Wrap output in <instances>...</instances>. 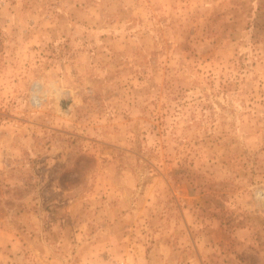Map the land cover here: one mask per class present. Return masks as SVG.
I'll use <instances>...</instances> for the list:
<instances>
[{
	"label": "rangeland",
	"instance_id": "374dc122",
	"mask_svg": "<svg viewBox=\"0 0 264 264\" xmlns=\"http://www.w3.org/2000/svg\"><path fill=\"white\" fill-rule=\"evenodd\" d=\"M0 264H264V0H0Z\"/></svg>",
	"mask_w": 264,
	"mask_h": 264
},
{
	"label": "built area",
	"instance_id": "2783aa9c",
	"mask_svg": "<svg viewBox=\"0 0 264 264\" xmlns=\"http://www.w3.org/2000/svg\"><path fill=\"white\" fill-rule=\"evenodd\" d=\"M36 90H39V87L38 86H36Z\"/></svg>",
	"mask_w": 264,
	"mask_h": 264
}]
</instances>
